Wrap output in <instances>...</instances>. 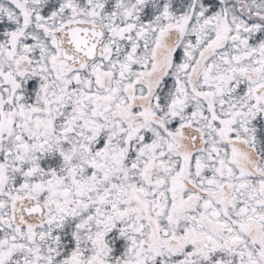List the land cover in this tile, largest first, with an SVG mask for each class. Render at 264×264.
I'll use <instances>...</instances> for the list:
<instances>
[{
	"label": "snow or ice",
	"instance_id": "obj_1",
	"mask_svg": "<svg viewBox=\"0 0 264 264\" xmlns=\"http://www.w3.org/2000/svg\"><path fill=\"white\" fill-rule=\"evenodd\" d=\"M0 264H264V0H0Z\"/></svg>",
	"mask_w": 264,
	"mask_h": 264
}]
</instances>
